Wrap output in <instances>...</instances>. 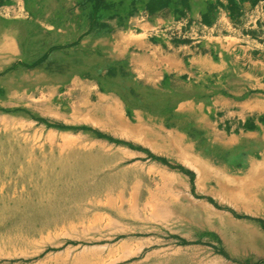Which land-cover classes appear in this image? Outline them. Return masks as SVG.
<instances>
[{
  "label": "rangeland",
  "instance_id": "obj_1",
  "mask_svg": "<svg viewBox=\"0 0 264 264\" xmlns=\"http://www.w3.org/2000/svg\"><path fill=\"white\" fill-rule=\"evenodd\" d=\"M185 27L186 22L176 17L158 29L159 35L172 43L188 41ZM89 55L78 59L82 80L71 87L45 83L33 90H8V65L0 58V77H5L0 81V139L13 133L45 151L51 144L58 148L101 144L103 152L95 154L120 167H133L141 181L135 187L136 180L129 179L124 191L84 200L88 212L82 223L75 220L73 226L59 225L36 236L39 248L48 246L39 256L3 255L0 264H71L74 260H82L81 264H264V112L245 106L236 114L218 98L226 91L216 87L214 80L205 86L195 78L188 80L189 89L180 94L170 90L169 79L154 91L141 87L132 73L108 77L104 68L114 64L112 59L100 53ZM85 62L93 64L87 70L100 77L108 95L96 93L98 87L89 80ZM56 75L60 77L45 82L65 78L62 70ZM16 79H22L21 74ZM255 85L248 80L250 96L238 99L264 100V90ZM137 90L138 95H133ZM208 167L215 170L211 180L204 174ZM165 175L172 178L168 185L163 182ZM206 205L215 216L205 210ZM214 217L227 237L207 225ZM248 227L253 228L254 245L248 244ZM11 251L6 248L4 254Z\"/></svg>",
  "mask_w": 264,
  "mask_h": 264
},
{
  "label": "crops",
  "instance_id": "obj_2",
  "mask_svg": "<svg viewBox=\"0 0 264 264\" xmlns=\"http://www.w3.org/2000/svg\"><path fill=\"white\" fill-rule=\"evenodd\" d=\"M94 1L0 0V58L5 59L9 73L7 80L2 76L0 81L9 82L8 90L40 89L45 83L71 87L82 80L77 73L78 59L94 52L114 62L104 68L108 77L132 73L141 87L154 91L161 90L160 83L169 79L170 90L180 94L189 89L188 80L195 78L203 86L214 80L227 93L218 98L236 114L245 106L255 113L264 112V100L238 99L250 96L248 80L264 90V0ZM17 5L20 7L15 8ZM4 9L7 12L2 13ZM176 17L186 22L184 37L188 41L172 43L159 35L158 29ZM82 64L91 73L93 64ZM61 70L63 80L45 82L60 77L56 74ZM17 74L22 79H16ZM89 80L96 83V93L108 95L99 76L91 73ZM251 229L248 227V238ZM249 247L248 253H252Z\"/></svg>",
  "mask_w": 264,
  "mask_h": 264
},
{
  "label": "bare ground",
  "instance_id": "obj_3",
  "mask_svg": "<svg viewBox=\"0 0 264 264\" xmlns=\"http://www.w3.org/2000/svg\"><path fill=\"white\" fill-rule=\"evenodd\" d=\"M100 113L110 117L114 115L109 111ZM37 148L38 150L33 144L29 145V142L20 141L13 133L4 134L0 139V259L3 255L8 258L39 256L48 246L39 248L36 236L59 225L73 226L75 220L82 223V216L88 212L83 208L84 200L97 199L106 192L124 191L128 188L126 180L129 179L133 182L136 180L135 187L141 181L138 180L141 176L133 167H120L119 163L110 162L95 154L103 152L101 144H91L88 147L86 144L73 143L65 148L51 144L49 151ZM204 174L211 180L215 177V170L208 167ZM162 178L164 185L172 182L170 176ZM19 185L22 187L21 191L17 190ZM220 187L224 190L226 184L220 183ZM197 194L203 193L197 190ZM191 197L195 198L194 195ZM191 201L194 204L192 199ZM113 209L119 211L118 207ZM205 210L215 216L207 205ZM207 225L217 228L223 237L229 235L219 226L220 221L215 217ZM254 241L253 238H248L249 245ZM60 245L62 243L58 244ZM6 248L13 251L4 254ZM81 263L82 260H74L71 264Z\"/></svg>",
  "mask_w": 264,
  "mask_h": 264
},
{
  "label": "trees",
  "instance_id": "obj_4",
  "mask_svg": "<svg viewBox=\"0 0 264 264\" xmlns=\"http://www.w3.org/2000/svg\"><path fill=\"white\" fill-rule=\"evenodd\" d=\"M101 136V135H100Z\"/></svg>",
  "mask_w": 264,
  "mask_h": 264
}]
</instances>
